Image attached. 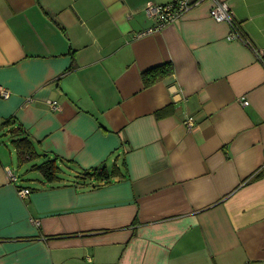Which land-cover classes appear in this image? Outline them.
Returning a JSON list of instances; mask_svg holds the SVG:
<instances>
[{
    "label": "crops",
    "instance_id": "0c3cea01",
    "mask_svg": "<svg viewBox=\"0 0 264 264\" xmlns=\"http://www.w3.org/2000/svg\"><path fill=\"white\" fill-rule=\"evenodd\" d=\"M172 1L0 0V137L61 167L20 178L0 143V264H264V0H220L244 41L209 0L142 35Z\"/></svg>",
    "mask_w": 264,
    "mask_h": 264
},
{
    "label": "built area",
    "instance_id": "2783aa9c",
    "mask_svg": "<svg viewBox=\"0 0 264 264\" xmlns=\"http://www.w3.org/2000/svg\"><path fill=\"white\" fill-rule=\"evenodd\" d=\"M208 0H173L170 3L166 4H153L149 3L145 7V12L148 17L152 18L155 22V27L153 29L148 30L144 34L152 33L155 31H159L166 27L169 24L174 23L179 18H181L185 13H187L194 6L199 5ZM212 1L211 8V17L218 23L225 22L230 27V33L227 36L229 41L233 40H242L244 41L243 34L238 28L236 24L233 13L225 2L220 0H209ZM259 59H261L264 63V52H257ZM243 105H248V102L242 99ZM50 106L53 110H58V105L56 102L50 103ZM185 127L191 131L195 127V122L192 118H188L184 121ZM264 170V165L261 167L260 171ZM8 176L11 182H16L17 177L12 173V171H8ZM18 193L21 197H27L30 193L28 189H19ZM38 223L37 221H34Z\"/></svg>",
    "mask_w": 264,
    "mask_h": 264
},
{
    "label": "trees",
    "instance_id": "16d2710c",
    "mask_svg": "<svg viewBox=\"0 0 264 264\" xmlns=\"http://www.w3.org/2000/svg\"><path fill=\"white\" fill-rule=\"evenodd\" d=\"M171 73L172 65L169 63L150 69L143 73L144 84L151 85L161 78L171 75ZM8 122L10 121H6L3 126H7ZM8 133L12 136L11 144L16 150L19 165L30 163L38 158L39 155L35 151L33 143L20 127L12 128ZM31 170L39 171L47 183H54L60 179L61 167L55 159H47L41 163L33 164ZM117 175L118 169L115 166L107 168L104 165L82 172L84 178L94 180L95 182H108Z\"/></svg>",
    "mask_w": 264,
    "mask_h": 264
},
{
    "label": "rangeland",
    "instance_id": "374dc122",
    "mask_svg": "<svg viewBox=\"0 0 264 264\" xmlns=\"http://www.w3.org/2000/svg\"><path fill=\"white\" fill-rule=\"evenodd\" d=\"M7 135H8V133H7ZM0 138H1V142H0L1 144L7 145L10 150L13 149V146L11 144V135H10V137L8 135L7 137H0ZM14 159H15V168H14L15 171H14V173L17 175L20 174V178H25V179L31 178L32 179L36 175V171L31 170V166L33 164H36V163H33L35 161L19 165V164H17V157L16 156Z\"/></svg>",
    "mask_w": 264,
    "mask_h": 264
}]
</instances>
